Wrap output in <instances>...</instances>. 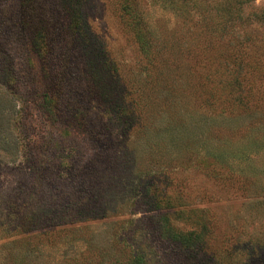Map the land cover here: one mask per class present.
Returning <instances> with one entry per match:
<instances>
[{
    "label": "rangeland",
    "instance_id": "rangeland-1",
    "mask_svg": "<svg viewBox=\"0 0 264 264\" xmlns=\"http://www.w3.org/2000/svg\"><path fill=\"white\" fill-rule=\"evenodd\" d=\"M132 1L151 59L121 0H46V67L21 1L0 0V264H114L132 251L151 264H264V0ZM50 81L63 120L72 105L105 134L50 118ZM177 211L206 226L202 250L163 237L159 216Z\"/></svg>",
    "mask_w": 264,
    "mask_h": 264
},
{
    "label": "trees",
    "instance_id": "trees-1",
    "mask_svg": "<svg viewBox=\"0 0 264 264\" xmlns=\"http://www.w3.org/2000/svg\"><path fill=\"white\" fill-rule=\"evenodd\" d=\"M21 1V12L23 16V24L26 28H28L31 36V47L33 51L36 53L38 58L44 62L45 66H49L48 63L51 60V50H52V34H51V20L53 19L51 10L49 9V4L46 3V0H20ZM64 6H67L68 2H72V0H62ZM202 1H218V0H202ZM222 2L228 3H236L241 6H246L251 4L256 0H219ZM121 11L126 16L128 25L131 31L134 34V38L136 43L141 51V53L147 58V60L151 59L153 53L152 42L148 39L145 29L143 27V21L139 16V13L136 11L135 6L132 0H121ZM70 28H80V21H77L76 17L71 19ZM87 48V46H86ZM88 52V50H87ZM47 70H51L50 68H46ZM51 80V79H50ZM108 101L111 102V94H107ZM114 102L112 104V114L115 115L118 119H122L125 116H129L130 111L127 107L120 102L119 100L113 99ZM63 106L60 104L59 97L57 95V91L55 89L54 83L50 81L45 87L44 95H43V109L46 114L52 118L55 122L56 120L60 122L64 128L69 131L78 132V134H84L88 136L90 140H94V138H98L105 134V130L96 129L95 127H90L88 124L84 123L85 110L77 109L74 106L70 105L67 107L68 118L70 120L62 119V108ZM154 204V209L160 210L162 209V205L160 201L156 200ZM170 210H175L177 208L173 199H169L168 206L165 207ZM174 217V218H173ZM182 220L186 222L190 226V229L184 230L179 228L174 224V220ZM159 224H161L160 228L162 231V235L166 241L169 243L175 244L179 246L181 249L186 251H200L203 249L206 241L208 231L206 226H201V220L195 217V212L193 211H177L174 213L160 215ZM250 246L253 244H249L244 248V254L251 255ZM94 256V255H93ZM234 255H229V258H233ZM224 256H222V261L216 262V264H227L223 263ZM226 259V258H225ZM149 256L143 251H132L129 253L126 258L117 257L116 262L114 264H151L149 262ZM245 261H239L237 264H243ZM83 264H98L96 262L95 257H88L87 261ZM235 264V263H232Z\"/></svg>",
    "mask_w": 264,
    "mask_h": 264
}]
</instances>
